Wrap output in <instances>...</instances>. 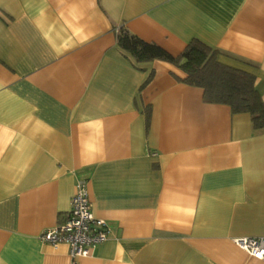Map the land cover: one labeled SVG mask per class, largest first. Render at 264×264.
I'll return each mask as SVG.
<instances>
[{
  "label": "crops",
  "instance_id": "1",
  "mask_svg": "<svg viewBox=\"0 0 264 264\" xmlns=\"http://www.w3.org/2000/svg\"><path fill=\"white\" fill-rule=\"evenodd\" d=\"M120 27L218 49L264 101V0H0V264H70L39 235L78 179L108 233L76 264H264L234 242L264 237V130L135 64Z\"/></svg>",
  "mask_w": 264,
  "mask_h": 264
},
{
  "label": "trees",
  "instance_id": "2",
  "mask_svg": "<svg viewBox=\"0 0 264 264\" xmlns=\"http://www.w3.org/2000/svg\"><path fill=\"white\" fill-rule=\"evenodd\" d=\"M116 44L135 64L163 60L180 68L185 76L179 80L202 88L205 102L228 105L232 113H248L253 129L264 130V101L254 86V73L243 65L234 66L222 62L218 49L192 39L179 54L172 55L158 44L143 40L125 27L117 30ZM152 75L151 70L144 84Z\"/></svg>",
  "mask_w": 264,
  "mask_h": 264
},
{
  "label": "built area",
  "instance_id": "3",
  "mask_svg": "<svg viewBox=\"0 0 264 264\" xmlns=\"http://www.w3.org/2000/svg\"><path fill=\"white\" fill-rule=\"evenodd\" d=\"M107 233L106 221L91 211L86 180L78 179L69 211L53 227L42 231L39 238L53 246L67 244L70 264H76L79 257L88 255L93 247L103 242ZM234 242L248 255L264 260V237H242Z\"/></svg>",
  "mask_w": 264,
  "mask_h": 264
}]
</instances>
